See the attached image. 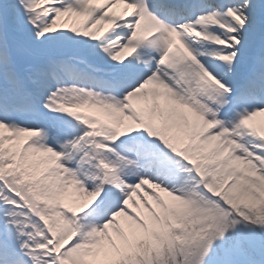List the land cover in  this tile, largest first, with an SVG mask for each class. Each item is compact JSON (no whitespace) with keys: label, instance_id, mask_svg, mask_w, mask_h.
Instances as JSON below:
<instances>
[{"label":"snow or ice","instance_id":"1","mask_svg":"<svg viewBox=\"0 0 264 264\" xmlns=\"http://www.w3.org/2000/svg\"><path fill=\"white\" fill-rule=\"evenodd\" d=\"M257 117L264 0H0V264H264Z\"/></svg>","mask_w":264,"mask_h":264},{"label":"bare ground","instance_id":"2","mask_svg":"<svg viewBox=\"0 0 264 264\" xmlns=\"http://www.w3.org/2000/svg\"><path fill=\"white\" fill-rule=\"evenodd\" d=\"M119 10H120V7H119ZM258 125H264V117H257L255 118Z\"/></svg>","mask_w":264,"mask_h":264}]
</instances>
